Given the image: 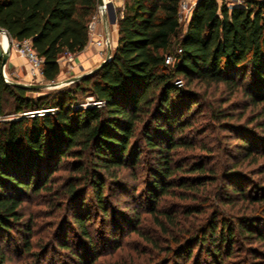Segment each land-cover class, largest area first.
Wrapping results in <instances>:
<instances>
[{
    "label": "trees",
    "instance_id": "16d2710c",
    "mask_svg": "<svg viewBox=\"0 0 264 264\" xmlns=\"http://www.w3.org/2000/svg\"><path fill=\"white\" fill-rule=\"evenodd\" d=\"M180 1L125 0L109 61L73 87L37 97L27 92L40 87L4 76L0 46V264L19 248L12 247V232L24 217V198L49 190L52 172L68 158L75 162L65 194L79 201L67 230L72 240L65 232L57 247L67 251L69 264H92L100 249L120 247L130 232L154 248L165 237L168 255L186 251L190 259L197 251L199 264L223 262L238 231L256 236L264 183L246 177L243 164L264 173V0L231 6L198 0L186 27L179 22ZM97 8V0H0V27L14 39H30L43 58L42 75L54 81L61 55L88 44ZM169 53L172 63L165 61ZM194 83L241 92L242 112L254 107L258 127L232 121L235 115L224 107L203 105L206 94ZM76 93L98 103L80 106ZM9 109L20 115L2 118ZM36 110L43 113H28ZM214 125L236 141L222 151L221 165L213 147L197 139ZM146 153L152 159L145 160ZM218 182L211 194L208 184ZM237 200L252 209L229 220L219 204ZM142 216L151 218L154 235L140 227ZM258 237L264 241V233ZM22 240V254L30 253L29 240Z\"/></svg>",
    "mask_w": 264,
    "mask_h": 264
},
{
    "label": "rangeland",
    "instance_id": "374dc122",
    "mask_svg": "<svg viewBox=\"0 0 264 264\" xmlns=\"http://www.w3.org/2000/svg\"><path fill=\"white\" fill-rule=\"evenodd\" d=\"M234 1L235 0H228L230 3ZM96 27L97 29L105 31V26L103 25L101 17L97 19ZM106 32L111 36L112 30L108 29ZM1 45L2 44L0 43V46ZM11 51V54L4 66L3 74L7 79L15 80L17 82L45 84V86L40 87L41 90L27 92L28 95L37 97L45 93L53 92L58 88L73 87L75 77L80 78L83 75L91 73L97 69L100 63L106 58L107 45L98 46L88 42L86 47L81 51L76 53H64L61 55L59 59L61 72L54 81H46L44 76H41L39 73L36 75L30 74L31 63L27 59L23 60L24 57L20 56L14 49ZM11 57L13 59L12 63L9 60ZM28 70L30 77L28 76ZM50 83H56V85H49ZM191 87L206 94V99L201 102L203 105L211 103L217 109L224 107L226 108V112L235 115L232 121L236 120L240 123L247 122L250 126L258 127L256 120L252 121L255 119L254 117L256 113L254 107L248 106L245 109V112H242L245 106H247V102L241 92L231 94L229 90H224L223 86L218 89L214 86L207 89L206 86L200 83H194ZM76 95L78 97L77 104L80 106L95 103L93 96L90 94L76 93ZM7 107L10 109L12 108L11 100L9 101ZM10 109L4 116H2V118L11 119L20 115L13 111L11 112ZM43 110L46 111L52 109L47 108ZM204 110L208 111L207 108H204ZM28 113H30V115L42 114L43 111L36 110ZM243 113H245V116L242 118L236 117L237 115H241ZM229 133L230 132L228 130H222L219 126L214 125L207 129L202 136L197 138L204 140L207 144L213 147V150L217 155L215 159L218 162V165H221L223 161L222 153L224 152L222 151L224 149H228V146H234L236 142L233 138H228L229 136L227 135ZM218 149H220L221 152H219ZM144 156L145 160L152 159L151 153H146L143 157ZM73 162H75V158H68V160L64 162L65 166L62 165L58 171L52 172L53 181L51 183V190L46 189L40 191L39 193L30 192L24 198L22 209L24 217L21 219L20 223L15 224L17 228L12 232V245H14L12 247L17 248L16 245H18L19 248L17 250L14 248L15 250L11 251V258L5 264H62L61 262L63 261H66L63 264L70 263L69 261H71V259L68 257L67 251L65 253L63 250L58 249L57 244L64 239V233H68L67 230L70 231L72 224L70 217L77 208L79 201V197L70 199L68 194H65V185L70 180L69 176L71 175V171L73 169ZM255 165L256 164L251 165L248 164V162H245L243 164V171L247 174L246 177L264 183V173L257 172L259 170L255 168ZM128 174L131 175V171H129ZM128 178L131 182L135 183L133 177ZM141 178H143V176L140 175V181ZM220 183L221 182L208 184V189L211 194ZM87 197H91V193H87ZM167 200L171 201V198L168 196ZM175 200L179 201L178 199ZM213 201H215L214 204L218 203L215 198ZM219 205L223 210L224 215L227 216L226 218L229 220L230 217L237 212L238 214L250 213L252 209V206L247 208V204L240 200L236 201L235 206L230 204L225 206H222V204ZM256 214L257 216L255 219L259 221V226L257 228L258 233L256 236L247 238L240 231H238L235 237L236 240L234 245L232 249H230L231 251L223 250V262L218 261V264H264V241H261L258 237L261 233H264L263 208H260ZM27 224H31V228L27 230L29 233L26 234L22 229L23 227H26ZM140 227H142L143 231L149 235H154L156 233L154 232L156 229L152 224L150 217H143ZM18 229H21V231H18ZM68 234L69 241L71 242L72 234L70 232ZM22 239L29 240L30 244L28 245V250H30V253L22 254L21 248H23V246H27ZM163 239H165V237L159 239L158 242L161 241L159 247L154 248L152 243L146 242L145 239L138 235V233L130 232L128 235L124 236L120 247L114 249L107 248L106 250L100 249L98 258L92 264H199L197 261V251L194 252L190 259H187L186 254L188 252L186 251L180 253L178 256H176L174 252L169 255L168 253L166 254L164 247L167 246V242ZM175 248L176 250L174 251L176 252L178 249L177 247ZM48 249L50 250L49 254L45 258H42L44 255L43 253ZM203 261L207 264L208 260Z\"/></svg>",
    "mask_w": 264,
    "mask_h": 264
},
{
    "label": "built area",
    "instance_id": "2783aa9c",
    "mask_svg": "<svg viewBox=\"0 0 264 264\" xmlns=\"http://www.w3.org/2000/svg\"><path fill=\"white\" fill-rule=\"evenodd\" d=\"M198 0H181L179 3V22L183 24L184 27H186L190 21L192 11L194 6L196 5ZM219 2H226L227 5L231 6L234 4H240L244 0H235L234 2H228V0H218ZM125 9V1L124 0H103V4H98V8L96 13L93 15L92 20L89 24V43H92L94 45L98 46H105L108 44H111V36L106 31H102L100 29H97L96 23L97 19L99 17H108L109 14L113 15L115 21L119 20V17L123 14V11ZM100 14V15H99ZM110 15V16H111ZM0 43H3V37L6 36L8 38V42L11 43L10 50H15L18 52V54L25 59H27L31 63V69L30 74L36 75V74H42V63L43 58L38 55L36 50L34 49L32 42L30 39H24V40H17L14 39L9 35L7 30L5 28H2L0 31ZM2 47V45H1ZM178 51L180 52L181 49L179 48ZM175 60V55L173 53H169L166 55V63H172ZM5 76V75H4ZM6 77V76H5ZM178 84H181V80L177 81ZM95 103H98V101H95Z\"/></svg>",
    "mask_w": 264,
    "mask_h": 264
},
{
    "label": "water",
    "instance_id": "95a60500",
    "mask_svg": "<svg viewBox=\"0 0 264 264\" xmlns=\"http://www.w3.org/2000/svg\"><path fill=\"white\" fill-rule=\"evenodd\" d=\"M98 4H103V0H97ZM2 30V27H0V31ZM10 48H11V43L9 42V45L6 48H4V46L2 45V72L4 71V66L9 58L10 55ZM111 53H112V48H111V44H108L107 46V56L106 58L100 63V65L97 67V69H95L94 71L98 70L99 68H101L106 62L109 61L110 57H111ZM94 71H92L91 73H93ZM88 73V74H91ZM78 77H75L74 79H77ZM12 84H16V85H22V86H26L29 88H38V87H43L45 86V84H31V83H23V82H17L15 80H9ZM61 84V83H58ZM57 84V85H58ZM49 85H56V83H50Z\"/></svg>",
    "mask_w": 264,
    "mask_h": 264
},
{
    "label": "crops",
    "instance_id": "0c3cea01",
    "mask_svg": "<svg viewBox=\"0 0 264 264\" xmlns=\"http://www.w3.org/2000/svg\"><path fill=\"white\" fill-rule=\"evenodd\" d=\"M111 14H109L108 17H105V15H104L102 17V21H103V25L105 26V31H107L108 29L112 30V34H111V37H112V40H111V43H112L111 44V48L113 49L114 46L117 43V37H118V21H115L113 15H111ZM9 60H10L11 63L13 62L12 57ZM23 60H25V58H23ZM59 62H60V60H59ZM28 76L30 77L29 70H28ZM41 76H42V74H41Z\"/></svg>",
    "mask_w": 264,
    "mask_h": 264
},
{
    "label": "bare ground",
    "instance_id": "6f19581e",
    "mask_svg": "<svg viewBox=\"0 0 264 264\" xmlns=\"http://www.w3.org/2000/svg\"><path fill=\"white\" fill-rule=\"evenodd\" d=\"M2 45L4 46V48L7 49L9 42H8V38L6 36L3 37V43Z\"/></svg>",
    "mask_w": 264,
    "mask_h": 264
}]
</instances>
